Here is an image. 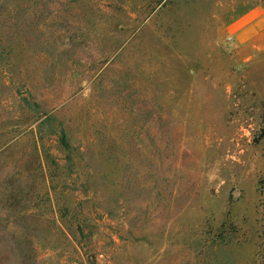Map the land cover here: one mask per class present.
<instances>
[{
	"label": "rangeland",
	"instance_id": "1",
	"mask_svg": "<svg viewBox=\"0 0 264 264\" xmlns=\"http://www.w3.org/2000/svg\"><path fill=\"white\" fill-rule=\"evenodd\" d=\"M261 182L264 0H0V264H264Z\"/></svg>",
	"mask_w": 264,
	"mask_h": 264
},
{
	"label": "trees",
	"instance_id": "2",
	"mask_svg": "<svg viewBox=\"0 0 264 264\" xmlns=\"http://www.w3.org/2000/svg\"><path fill=\"white\" fill-rule=\"evenodd\" d=\"M50 120H51V118L50 119L49 118L48 119L46 118L41 123L45 124V123L49 122ZM50 123L51 122H49L48 125H50ZM51 129H53V128H51ZM41 132H43V131L41 130ZM51 132L55 133L56 132V129L54 128ZM57 132L59 134V143H60V146H61V148H62L63 151H65V152L68 153V157H69L68 158V161H71V155H70V153L72 152V146H71V143H70L68 134H67L66 130L62 126L59 127V130ZM260 187L262 189L264 188V182H261V186Z\"/></svg>",
	"mask_w": 264,
	"mask_h": 264
}]
</instances>
